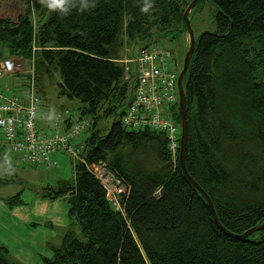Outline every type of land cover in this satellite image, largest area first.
I'll return each instance as SVG.
<instances>
[{"label": "trees", "instance_id": "16d2710c", "mask_svg": "<svg viewBox=\"0 0 264 264\" xmlns=\"http://www.w3.org/2000/svg\"><path fill=\"white\" fill-rule=\"evenodd\" d=\"M39 1L0 0V47L28 69L33 62L34 75L37 64L59 75L60 94L77 101L79 117L91 124L82 157L105 163L126 187L117 211L76 163L75 186L63 185L52 198L68 196L84 241L66 234L44 263L264 264V231L246 239L220 231L173 162L166 136L121 125L134 87L109 49L121 34L132 57L163 47L162 40L186 32L191 0H46L54 14L38 25L32 15ZM208 1L217 32L201 35L183 79L184 163L220 225L242 235L264 224V0ZM172 119L179 123L178 102ZM102 120L112 121L107 134ZM0 264L19 263L0 248Z\"/></svg>", "mask_w": 264, "mask_h": 264}, {"label": "built area", "instance_id": "2783aa9c", "mask_svg": "<svg viewBox=\"0 0 264 264\" xmlns=\"http://www.w3.org/2000/svg\"><path fill=\"white\" fill-rule=\"evenodd\" d=\"M176 54L164 47L152 46L131 59L123 60L125 79L134 87L133 98L122 117L121 125L131 131L148 129L162 133L168 141L172 160L180 146L179 124L172 119V109L177 103L178 73ZM12 59L0 61V80L14 74L22 67L28 75V86L19 96H7L0 88V135L9 154L18 165L57 167L54 156L65 153L82 164L102 186L107 201L120 211L119 199L126 194L122 181L108 169L105 163L88 164L82 157L83 138L90 127L87 119L77 121L67 110L59 113L52 126L44 134L37 130V102L35 95L34 66L26 68ZM133 65L134 70L130 67Z\"/></svg>", "mask_w": 264, "mask_h": 264}, {"label": "rangeland", "instance_id": "374dc122", "mask_svg": "<svg viewBox=\"0 0 264 264\" xmlns=\"http://www.w3.org/2000/svg\"><path fill=\"white\" fill-rule=\"evenodd\" d=\"M40 7L35 10L32 17H35L37 24H45L49 22L54 14L53 6L49 5L46 0H40L37 3ZM215 14L216 8L208 0H200L197 5L192 9L188 16L190 23V29L192 31L195 44L202 34L211 33L215 34L217 32V27L215 24ZM122 34L120 35L118 41L112 46L109 51L114 57L120 59L121 61L125 59H131L133 56L131 49L126 48L121 42ZM162 46L169 50H172L176 54V65L172 67V70L179 73L182 70L183 62L186 53L189 49V35L187 32L176 36L175 38H167L162 40ZM135 53L134 55H137ZM17 65L19 62L13 60ZM133 67V65H131ZM61 80L57 73H47L45 67L41 64H37L35 68V95L38 99L37 102V116L38 124L41 126L44 124H53L56 115L67 110L72 119L81 121L84 120L79 117L78 107L79 103L75 100L69 99L67 96L60 94L61 89L59 87ZM7 95L12 92L5 90ZM177 99L178 93L176 91ZM178 102V100H177ZM111 120H102L99 124V128L102 130L103 134H107L110 130ZM51 124V126H52ZM179 135H180V125H179ZM79 144H82V139ZM180 147V146H179ZM13 158V157H12ZM57 167H47V166H30V165H15V167L5 170V162L0 159V196H7L8 204L13 207H18L25 202L23 209H33L36 203V196L43 197L47 199L45 195L52 194L59 190L63 185L69 184L70 187L75 186V166L77 161H75L68 154H61L56 156ZM176 159L179 162V150L176 155ZM15 164L14 160L12 161ZM69 187V188H70ZM17 197L20 203L17 202ZM48 200V199H47ZM49 201V200H48ZM58 205L62 211L66 212L69 210L67 201L63 198L56 200L52 206V210H55V205ZM58 212V211H57ZM59 213V212H58ZM69 214V213H68ZM69 231H72L75 238L84 241V237L81 234L80 225L76 218L71 217L67 222ZM21 232L29 237L28 231L29 227L26 229L19 225ZM58 230L55 229V233L58 234ZM8 258L11 261H18L16 257L18 253L22 255L19 249H15L12 246V250H9ZM31 252L44 255L51 252L50 249H34ZM33 264L38 263L35 258H32Z\"/></svg>", "mask_w": 264, "mask_h": 264}, {"label": "crops", "instance_id": "0c3cea01", "mask_svg": "<svg viewBox=\"0 0 264 264\" xmlns=\"http://www.w3.org/2000/svg\"><path fill=\"white\" fill-rule=\"evenodd\" d=\"M4 59H10L8 51L7 49L0 47V61ZM15 61L19 62L22 66L24 64L22 61ZM25 66L27 68V64ZM21 70L22 67L20 69L18 68L14 74L5 76L0 80V88L12 92L10 95L6 94L7 96H18L25 89L28 79L26 74ZM51 124L42 123L41 126H39L37 120V130L44 134L48 131ZM7 152V148L3 144L0 135V159L2 162H5L4 168L6 171L17 165L14 156L10 155L6 157ZM61 154L65 153H57L53 157L54 160L56 161V156ZM13 160L15 164H13ZM45 196L49 201L43 197L36 196L35 206L30 210L23 209L25 206L24 201L20 206L13 207L8 204L9 197L6 198L7 196H0V248H4L8 250V252H10L9 250H12V246L15 247V249L20 248L22 255L18 253L16 257L19 260H15V262L19 264H33L32 258L37 260L38 263L36 264H45L44 259L52 256L53 250L60 246L63 237L68 233H72V231H69L70 229L67 224L71 219L68 211L67 213L62 211L57 204L55 205L54 211H49V209L52 210L53 205L51 204L56 202V200L61 198L67 200L68 196L52 198L53 193ZM19 225L24 229H26L27 226L29 227V237H26L21 232ZM55 229L59 231L58 234L55 233ZM34 247L36 249H50L51 252L44 255L38 254L37 252L33 253L31 250L34 249Z\"/></svg>", "mask_w": 264, "mask_h": 264}, {"label": "water", "instance_id": "95a60500", "mask_svg": "<svg viewBox=\"0 0 264 264\" xmlns=\"http://www.w3.org/2000/svg\"><path fill=\"white\" fill-rule=\"evenodd\" d=\"M198 1L199 0H191L190 4L187 6L183 14V21L186 25V32L189 35V49H188V52L186 53L183 66H182V70L178 74L177 83H176L177 93H178V112H179V125H180L179 167H180L182 174L187 179V181L190 183V185L203 197V199L207 203L211 211V214L213 216L214 222L217 225V227L220 229V231H222L223 233L233 238L246 239L247 237H249L251 234L255 232L264 231V224L254 227L253 229L247 231L246 233L242 235H233L227 232L220 225L210 198L188 175L186 171L185 163H184L188 129H187V122H186V99H185V93H184V87H183V79L188 71L189 62L195 51V41H194L192 31L190 29V23L188 20V16L190 12L192 11V9L197 5Z\"/></svg>", "mask_w": 264, "mask_h": 264}, {"label": "clouds", "instance_id": "9594fccd", "mask_svg": "<svg viewBox=\"0 0 264 264\" xmlns=\"http://www.w3.org/2000/svg\"><path fill=\"white\" fill-rule=\"evenodd\" d=\"M179 74V73H178ZM178 78V77H177ZM179 124V123H178Z\"/></svg>", "mask_w": 264, "mask_h": 264}]
</instances>
